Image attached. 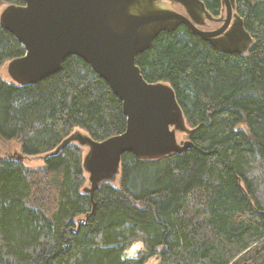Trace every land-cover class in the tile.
Here are the masks:
<instances>
[{
	"label": "trees",
	"instance_id": "1",
	"mask_svg": "<svg viewBox=\"0 0 264 264\" xmlns=\"http://www.w3.org/2000/svg\"><path fill=\"white\" fill-rule=\"evenodd\" d=\"M213 17L221 0H201ZM23 5V0H0ZM252 38L244 54L213 48L184 25L161 32L136 65L168 83L190 129L180 154L121 156L117 187L84 190L81 129L103 141L126 129L122 102L91 67L67 57L35 85L0 76V264H264V0H235ZM25 51L0 27V68ZM141 242L137 258L124 251Z\"/></svg>",
	"mask_w": 264,
	"mask_h": 264
},
{
	"label": "water",
	"instance_id": "2",
	"mask_svg": "<svg viewBox=\"0 0 264 264\" xmlns=\"http://www.w3.org/2000/svg\"><path fill=\"white\" fill-rule=\"evenodd\" d=\"M156 1L23 0V5H8L0 15V27L14 35L25 51L9 61L13 83L35 85L58 73L67 57L75 56L122 102L123 133L100 142L81 134L69 140L90 148L83 161L90 192L119 170L123 154L156 159L183 153L192 145L189 140L178 145L171 129L183 131L186 125L173 89L146 82L136 65L137 55L150 49L161 32L184 25L221 52L242 55L250 47L252 38L235 12V0H222L225 18L218 19L222 25L213 31L199 28L205 23L201 14L213 18L201 0H171L186 14L153 9Z\"/></svg>",
	"mask_w": 264,
	"mask_h": 264
},
{
	"label": "rangeland",
	"instance_id": "3",
	"mask_svg": "<svg viewBox=\"0 0 264 264\" xmlns=\"http://www.w3.org/2000/svg\"><path fill=\"white\" fill-rule=\"evenodd\" d=\"M7 5H2L0 6V15L1 13L5 10ZM151 6H147V9H151ZM153 9H165V10H171V11H176L178 13L186 14L184 8L179 5L177 2L171 1V0H160L156 5H153ZM224 19L225 18V13L222 11V14L215 18L217 19L216 21L211 20V21H206L209 19L205 20L204 25L199 26L200 29L202 30H207V31H213L219 28L222 25V21H218V19ZM251 46V45H250ZM8 64L9 61H6L3 63V65L0 68V76L1 78L9 83H13V80L8 72ZM172 130L175 132L176 135V141L178 145H182L184 142L188 141L187 136L189 133V128L187 125H185V130H180L178 128L173 127ZM76 134H81L83 136H86L87 133H85L81 129H74L70 135V137L67 139V142L71 139L73 135ZM73 143L79 145L78 142L73 141ZM81 147V146H80ZM82 156H83V161L85 160L86 156L89 153L90 148L88 146H82ZM18 156H23L20 152V147L19 144L15 141L4 143L0 141V157H13L14 159H18ZM23 164L32 168L40 167L43 165L44 160H45V155H39V156H33V157H22ZM89 173H85V184H84V190L90 193V182L88 180ZM118 178H119V170L111 177L108 179L102 180L100 184L104 182H108L115 187H117L118 184ZM133 247V248H132ZM133 249V250H132ZM143 252V245L141 242H134L132 243L126 251H124V258H137L141 253ZM145 264H157L156 258H151L149 259Z\"/></svg>",
	"mask_w": 264,
	"mask_h": 264
},
{
	"label": "flooded vegetation",
	"instance_id": "4",
	"mask_svg": "<svg viewBox=\"0 0 264 264\" xmlns=\"http://www.w3.org/2000/svg\"><path fill=\"white\" fill-rule=\"evenodd\" d=\"M160 1V0H159ZM159 1H156V2H154L153 3V5L155 4L156 5V3H158ZM179 4V3H178ZM180 5V4H179ZM8 6V5H7ZM183 7V6H182ZM171 11V10H170ZM176 12V11H175ZM182 14V13H181ZM201 16H202V18H203V21H205L206 20V18L204 17V15L203 14H201ZM213 17V16H212ZM215 18H217V17H213V18H211V19H209V20H206V21H211V20H214V21H216L217 19H215ZM231 25V24H230ZM158 83H162V84H167V85H169L168 83H165V82H158ZM153 84H157V83H153ZM170 86V85H169ZM171 87V86H170ZM172 88V87H171ZM186 124V123H185Z\"/></svg>",
	"mask_w": 264,
	"mask_h": 264
},
{
	"label": "bare ground",
	"instance_id": "5",
	"mask_svg": "<svg viewBox=\"0 0 264 264\" xmlns=\"http://www.w3.org/2000/svg\"><path fill=\"white\" fill-rule=\"evenodd\" d=\"M221 2H222V0H221ZM223 4V3H222ZM155 5V4H154ZM224 6V5H223ZM134 10H136V7H134ZM173 127H171V129H172ZM133 248V247H132ZM133 250V249H132Z\"/></svg>",
	"mask_w": 264,
	"mask_h": 264
},
{
	"label": "crops",
	"instance_id": "6",
	"mask_svg": "<svg viewBox=\"0 0 264 264\" xmlns=\"http://www.w3.org/2000/svg\"><path fill=\"white\" fill-rule=\"evenodd\" d=\"M82 147V146H81Z\"/></svg>",
	"mask_w": 264,
	"mask_h": 264
}]
</instances>
